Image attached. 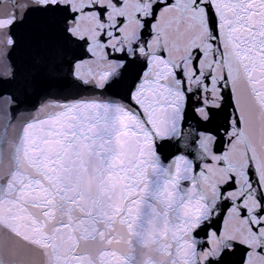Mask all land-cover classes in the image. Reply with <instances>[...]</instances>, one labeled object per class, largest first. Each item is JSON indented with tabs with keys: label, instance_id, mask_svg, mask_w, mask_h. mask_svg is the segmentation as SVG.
<instances>
[{
	"label": "snow or ice",
	"instance_id": "snow-or-ice-1",
	"mask_svg": "<svg viewBox=\"0 0 264 264\" xmlns=\"http://www.w3.org/2000/svg\"><path fill=\"white\" fill-rule=\"evenodd\" d=\"M23 25L67 90L0 94V264H264V0H13L0 57Z\"/></svg>",
	"mask_w": 264,
	"mask_h": 264
},
{
	"label": "water",
	"instance_id": "water-1",
	"mask_svg": "<svg viewBox=\"0 0 264 264\" xmlns=\"http://www.w3.org/2000/svg\"><path fill=\"white\" fill-rule=\"evenodd\" d=\"M12 2L13 0H4L0 4V16L11 13ZM15 31L19 39L18 45L0 57V94L14 93L25 101L26 106H30L49 92L66 91L65 82L58 75L35 63L36 53L29 39L27 26H20ZM7 65L14 66L17 70L15 80L7 79L11 75V69L6 68Z\"/></svg>",
	"mask_w": 264,
	"mask_h": 264
}]
</instances>
